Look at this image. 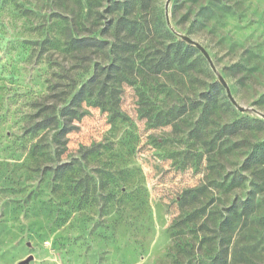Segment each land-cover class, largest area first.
I'll list each match as a JSON object with an SVG mask.
<instances>
[{"label":"rangeland","instance_id":"rangeland-1","mask_svg":"<svg viewBox=\"0 0 264 264\" xmlns=\"http://www.w3.org/2000/svg\"><path fill=\"white\" fill-rule=\"evenodd\" d=\"M30 256L264 264V0H0V264Z\"/></svg>","mask_w":264,"mask_h":264},{"label":"trees","instance_id":"trees-1","mask_svg":"<svg viewBox=\"0 0 264 264\" xmlns=\"http://www.w3.org/2000/svg\"><path fill=\"white\" fill-rule=\"evenodd\" d=\"M74 43H78L82 47H92V46L105 47V45L107 44L105 41L99 40L97 38H91V37H87L83 39H76L74 40ZM189 48H192V46H189ZM93 81H94V78H91L87 82L83 83L80 87L78 86L75 87L74 90L76 91V93L73 95L70 101V104H69L70 106H77L81 101L87 98L86 92L89 86L91 85V82ZM70 106L63 109V115L66 113V111L69 110ZM43 122L44 121H42L38 125L41 129H44L48 126V123L46 122L43 123Z\"/></svg>","mask_w":264,"mask_h":264},{"label":"water","instance_id":"water-1","mask_svg":"<svg viewBox=\"0 0 264 264\" xmlns=\"http://www.w3.org/2000/svg\"><path fill=\"white\" fill-rule=\"evenodd\" d=\"M170 1H171V0H168V4H169ZM184 40H185L187 43L196 46V47H197V48H198V49H199V50L205 55V57L210 61V56H209V54L207 53V51L205 50V48H204L202 45H200L198 42L194 41L193 39H191L190 37H187V36L184 37ZM221 82H222V84L225 86V88L227 89L228 96H229L230 100H231L234 104H236L235 100L233 99V97H232V95H231V93H230V91H229L228 85H227V83L224 81L223 78H221ZM32 260H33V256H30L28 259L22 261L20 264H28V263H29L30 261H32Z\"/></svg>","mask_w":264,"mask_h":264}]
</instances>
